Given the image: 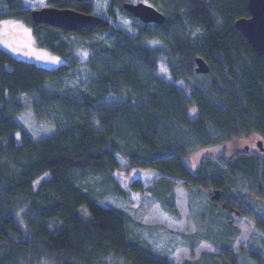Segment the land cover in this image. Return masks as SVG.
I'll return each instance as SVG.
<instances>
[{"label":"trees","instance_id":"1","mask_svg":"<svg viewBox=\"0 0 264 264\" xmlns=\"http://www.w3.org/2000/svg\"><path fill=\"white\" fill-rule=\"evenodd\" d=\"M126 1L47 0L102 18L67 30L36 23L24 0H0V20L25 22L39 47L65 59L48 67L0 46V264H174L132 230L129 213L100 202L131 191L150 195L174 218L177 186L209 193L208 216L219 228L183 240L194 254L215 235L221 251L184 264H239L233 212L264 233V215L251 200L264 197L263 154L208 157L195 170L186 163L201 147L264 138V54L236 26L250 16L248 0H146L166 15L162 24L133 16ZM197 57L210 67L202 82L194 81ZM161 60L189 92L158 74ZM25 112L52 132L35 137L19 119ZM120 157L127 169L159 175L125 185L116 174ZM243 248L264 264L263 250Z\"/></svg>","mask_w":264,"mask_h":264},{"label":"rangeland","instance_id":"2","mask_svg":"<svg viewBox=\"0 0 264 264\" xmlns=\"http://www.w3.org/2000/svg\"><path fill=\"white\" fill-rule=\"evenodd\" d=\"M132 1L149 3L146 0ZM99 3H102V1ZM24 4L29 8L41 7L47 5V0H24ZM126 19L128 22L129 17L126 16ZM122 24L125 27H131L129 23ZM0 46L18 58L43 66L55 67L65 62L63 57L39 47L31 27L18 19L0 20ZM158 65L157 72L161 77L168 81H175L164 61H159ZM194 81H204L202 73H198ZM175 83L189 92L183 81L178 80ZM190 116L192 118L196 116L195 107L190 109ZM19 119L26 124L35 137L47 135L53 130L46 122H37L31 112L21 114ZM258 140H262L264 146V138L262 136L252 135L225 140L217 145L201 147L188 154L186 163L195 170L201 161L208 157L220 159V156L223 155L226 158H231L243 152L264 155V151L261 150L257 143ZM119 161L121 169L116 174L125 185H128L136 177L142 178L145 182H152L159 175L157 170L151 168L127 169V161L121 157ZM40 180H36L34 184L37 185ZM209 198V193L205 191L198 189L190 191L186 186H177L174 189V200L180 212V218H174L159 202L142 192L131 191L128 199L107 195L100 202L102 204L115 205L129 213L131 217L130 225L134 232L148 240L155 250L166 254L174 264H184L186 259H204L208 258V253H220L221 251L220 247L213 242V240H217L215 235H212L211 238L200 240L194 247V254H191V248L188 245L190 241L183 240L184 235H189L196 231L201 234L210 233L209 231L215 232L219 228L214 219L208 216L209 209H211ZM251 200L256 210L264 215V197L253 195ZM80 212L84 216L89 215L86 208L80 209ZM230 217V223L239 227L235 240L231 244V249L236 253L239 264H256L248 257L243 246L259 248L264 252L263 231L256 226L255 221L251 217L239 216L235 212L231 213ZM43 264L54 263L46 259Z\"/></svg>","mask_w":264,"mask_h":264},{"label":"water","instance_id":"3","mask_svg":"<svg viewBox=\"0 0 264 264\" xmlns=\"http://www.w3.org/2000/svg\"><path fill=\"white\" fill-rule=\"evenodd\" d=\"M250 16L236 20L237 28L247 37L256 52L264 54V0H248ZM124 9L145 23L162 24L166 15L155 6L144 1H126ZM32 19L36 23H47L67 30L89 28L102 21L99 15L85 13L73 8H59L51 5L31 8ZM196 72L207 73L209 64L202 58H196ZM264 151L262 140L257 141ZM218 192L214 197H218Z\"/></svg>","mask_w":264,"mask_h":264}]
</instances>
